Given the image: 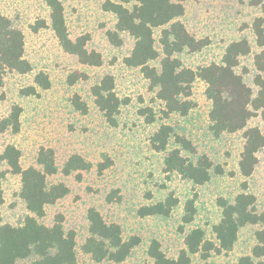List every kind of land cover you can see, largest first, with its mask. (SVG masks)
I'll use <instances>...</instances> for the list:
<instances>
[{"label":"rangeland","instance_id":"rangeland-1","mask_svg":"<svg viewBox=\"0 0 264 264\" xmlns=\"http://www.w3.org/2000/svg\"><path fill=\"white\" fill-rule=\"evenodd\" d=\"M61 1L70 38L88 36L86 48L98 52L103 63L99 67L81 65L74 56L63 52L49 28L32 30L38 22L48 24L49 10L43 0H0V15L9 18L24 35V56L32 68L24 75H4L0 117L6 116L13 104L19 105L22 113L19 133L6 132L0 136V154L7 145L15 146L21 153L23 169L35 166L40 148H51L59 167L74 154L91 164L88 171L80 172V180L76 173L48 178L51 184L63 183L69 193L54 205L47 206L41 220L45 226H51L56 216H62L64 228L76 234L78 263L110 264L95 263L81 250L87 237L86 213L89 208H95L107 224L119 225L124 239L140 238V244L123 264H153L147 255L153 240L160 244L168 258L175 259L184 248L185 235L196 227L203 229L206 237L213 240L211 228L220 219V199L232 201L239 193H250L255 197L257 212L264 215V148L257 154L258 163L253 174L249 178L242 177L238 163L244 144L243 131L219 136L212 133L211 103L205 97V84L200 80L193 83L190 97L193 108L185 116L172 114L165 118L163 103L149 89L140 69L123 64V59L132 51L133 39L123 34L119 47L109 43L106 32L113 29L115 19L103 11L105 0ZM253 1L187 0L185 13L179 21L191 35L207 39L209 44L196 53H181L182 65L195 70L219 64L231 42L246 39L252 51L241 59L236 72L256 94L257 88L252 82L255 74L253 59L261 49L256 46L252 24L256 18L264 20V7L253 5ZM160 31L155 29L153 34L157 51L161 50L158 44ZM159 61L150 62V65L159 70ZM39 72L48 76L50 88L39 90L37 97H23L20 91L33 85ZM73 72L85 73L87 79L68 85L67 76ZM105 76L113 78V90L124 102L116 117V126L106 122L91 95V87ZM74 95L86 103L87 113L74 109L71 104ZM150 116L154 118L152 123L147 121ZM161 125L170 126L176 135L191 143L195 149L193 158L191 155L193 160L205 155L213 168L222 173L213 172L210 180L201 186L177 174L165 173L163 159L166 153H157L150 146V138ZM247 127H257L264 134V122L260 117L252 118ZM175 147L171 139L168 150ZM182 155L190 158L185 152ZM99 164L106 167L101 173ZM0 167L5 168L1 163ZM2 190L1 224L18 225L28 214L19 198V176L6 174ZM170 195L178 200V204L168 217L141 218L137 215L139 208L163 201ZM189 200L194 201V220L190 225H183L181 218ZM262 229L264 223L246 226L239 231L231 251L212 253L206 260L195 256L191 264H233L240 257L250 255L255 245L254 234Z\"/></svg>","mask_w":264,"mask_h":264},{"label":"trees","instance_id":"trees-1","mask_svg":"<svg viewBox=\"0 0 264 264\" xmlns=\"http://www.w3.org/2000/svg\"><path fill=\"white\" fill-rule=\"evenodd\" d=\"M43 1L49 10L48 24L38 22L32 30L36 32L43 27L49 28L63 52L74 56L79 64L101 66V55L86 48L88 36H79L74 40L70 38L62 1ZM186 1L105 0L102 4L103 11L112 14L115 19L113 29L106 32V37L115 47L122 45L123 34L133 39L132 51L123 59V64L140 69L149 83V89L163 103L165 118L172 114L185 116L193 108L190 100L192 85L196 80L202 81L205 84V97L211 103L209 122L212 133L219 136L243 131L244 144L238 168L242 177L249 178L258 163L257 154L264 148V134L261 130L247 127L254 117H260L264 122V20L256 18L252 24L256 46L261 49L253 59L255 74L252 82L257 88L254 94L243 76L236 72L241 59L252 51L246 39L231 42L225 48L219 64L213 63L195 70L182 65L179 59L181 53H196L209 44L207 39H197L191 35L179 21L185 13ZM252 3L264 7L262 0H254ZM155 29H161L158 39L160 51L155 48ZM24 55L25 39L22 31L9 18L0 15V100L4 99L1 92L4 75H24L31 72V65ZM158 59L159 70L150 65V62ZM86 79L85 73L73 72L67 76V84L73 85ZM49 88L48 76L39 72L33 79V85L22 89L20 94L23 97H37L39 90ZM113 88V78L105 76L91 87V95L106 122L116 126V117L124 102L117 97ZM71 104L76 111L87 113L86 103L79 96L74 95ZM21 113L22 108L13 104L9 113L0 117V136L6 132L19 133ZM153 119L150 116L148 123H152ZM171 139L176 147L168 150ZM150 146L157 153H166L163 159L165 173L177 174L196 186L206 184L213 172L222 173L218 168H213L205 155L193 160L194 147L183 136L176 135L168 125H161L157 129L150 138ZM182 152L189 154L190 158L183 156ZM20 159L21 153L13 145H7L0 154V163L5 167H0V206L4 201L2 180L10 173L20 178L19 198L28 212L18 225L1 224L0 218V264H79L76 234L73 230L64 228L62 216H56L51 226H45L41 220L45 217L47 206L54 205L69 193L63 183L51 184L48 178L57 174L70 176L76 173V178L80 180V172L88 171L91 164L74 154L59 167L51 148L39 149L35 166L23 169ZM98 167L99 173L106 169L103 164ZM255 202V197L246 192L237 194L232 201L218 200L221 215L211 228L213 240L206 237L203 229L196 227L185 235L184 248L175 259L168 258L155 240L149 245L148 257L153 264H191L195 256L206 260L212 253L231 251L242 228L264 223V215L257 212ZM177 204L178 200L170 195L163 201L139 208L137 215L141 218L168 217ZM194 214V201L189 200L184 206L182 224L190 225ZM86 220L87 237L81 250L95 263L123 264L132 250L140 244L137 236L124 239L120 226L107 224L95 208L87 210ZM254 238L255 245L250 255L240 257L233 264H264V229L256 231Z\"/></svg>","mask_w":264,"mask_h":264}]
</instances>
